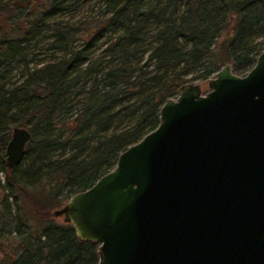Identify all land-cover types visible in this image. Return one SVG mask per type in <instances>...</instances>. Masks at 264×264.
Segmentation results:
<instances>
[{"label":"trees","instance_id":"trees-1","mask_svg":"<svg viewBox=\"0 0 264 264\" xmlns=\"http://www.w3.org/2000/svg\"><path fill=\"white\" fill-rule=\"evenodd\" d=\"M92 1L0 0V264H95L97 242L51 209L153 129L186 74L245 72L264 44V0H96L72 14ZM30 52L46 58L29 65ZM14 125L29 138L7 168Z\"/></svg>","mask_w":264,"mask_h":264},{"label":"water","instance_id":"water-1","mask_svg":"<svg viewBox=\"0 0 264 264\" xmlns=\"http://www.w3.org/2000/svg\"><path fill=\"white\" fill-rule=\"evenodd\" d=\"M185 81L157 125L51 215L97 242L95 264H264V44L243 74L229 62ZM14 125L4 164L22 158Z\"/></svg>","mask_w":264,"mask_h":264},{"label":"rangeland","instance_id":"rangeland-1","mask_svg":"<svg viewBox=\"0 0 264 264\" xmlns=\"http://www.w3.org/2000/svg\"><path fill=\"white\" fill-rule=\"evenodd\" d=\"M89 6H92L93 9L92 11L89 9ZM102 8V3L96 1V0H93L90 5H87L86 3L83 4L82 6L80 7H77L73 12L72 14H74L75 17H82L84 16L86 13L88 14L89 11H91V13H95V12H98L99 9ZM44 53H39V54H35L34 52H30L28 53V58L30 59V62H29V65H34V64H38L40 62H42V58H46L45 56H43ZM20 70V65H15V64H10V71H8L7 75L5 78H9V79H13V78H16L18 75H19V71ZM246 72V71H245ZM245 72H242V73H239V74H243ZM234 73V72H233ZM213 72L207 77H212L213 76ZM237 74V73H236ZM190 76H192V74H186V77H189L187 81H192V82H198L200 83V86H201V91H205L208 89L207 85H206V80L207 78L205 79H199V78H190ZM178 93V90L176 91V93L173 95L175 96L176 94ZM9 135H10V130H9V133H8V138H9ZM3 178V175L2 177ZM64 202V201H63ZM53 220H55L56 222H61V223H66V222H63L61 220V218H55L53 217ZM69 224V223H68Z\"/></svg>","mask_w":264,"mask_h":264}]
</instances>
